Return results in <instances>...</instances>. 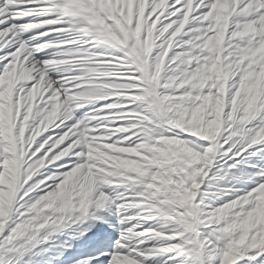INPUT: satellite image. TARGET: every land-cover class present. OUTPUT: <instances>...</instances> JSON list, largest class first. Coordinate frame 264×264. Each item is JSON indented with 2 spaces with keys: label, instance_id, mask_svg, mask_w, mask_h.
Wrapping results in <instances>:
<instances>
[{
  "label": "snow or ice",
  "instance_id": "obj_1",
  "mask_svg": "<svg viewBox=\"0 0 264 264\" xmlns=\"http://www.w3.org/2000/svg\"><path fill=\"white\" fill-rule=\"evenodd\" d=\"M126 2L0 0V75L17 62L28 73L13 101L34 87L45 101H63L57 110L41 103L23 131L15 192L0 224V264H264V0H227L226 9L222 0H132V27L141 8L147 24L155 22L139 33L156 45L141 57L131 51L137 37L117 46L87 23L95 18L115 31ZM218 28L225 62L236 66L222 106L212 81L188 78L214 58L203 44ZM92 55L105 62V74L84 100L71 95L85 94L76 77L97 65L77 58ZM245 75L258 83L254 98L242 86ZM46 108L51 120L37 129ZM181 111L183 125L175 126ZM46 130L52 134L38 140ZM86 138L140 166L113 172L90 158ZM90 166L104 171L85 192L49 200L66 177L78 186Z\"/></svg>",
  "mask_w": 264,
  "mask_h": 264
},
{
  "label": "rangeland",
  "instance_id": "obj_2",
  "mask_svg": "<svg viewBox=\"0 0 264 264\" xmlns=\"http://www.w3.org/2000/svg\"><path fill=\"white\" fill-rule=\"evenodd\" d=\"M145 0H142V3ZM127 12L124 11V6L122 5L117 12L118 19H114V24L116 30L113 31L112 27L110 28L111 35L120 42H124L129 38V36L139 37V33L144 29V23L147 21L143 18L142 8L136 14V23L135 27H132V0H127L126 2ZM124 13V14H123ZM119 14V15H118ZM123 14V17L122 15ZM155 22L152 25H148L146 28H154ZM223 41V33H219L214 39L207 37L205 39L203 46L207 47L210 51L215 53L214 58L205 65H202L201 68L188 76L189 79H195L200 85L212 81L215 86H217V96L216 103L218 106L223 105V90L227 80L230 78L231 71L235 65L230 66L225 61L227 57L222 55L223 49L221 44ZM148 35H146L142 41L144 47L148 48ZM155 43V41L153 40ZM134 47V46H133ZM168 47H171V41H169ZM156 45L154 44V50ZM259 51V50H257ZM166 54V53H165ZM254 55V54H253ZM248 58L247 56L242 57L241 59ZM78 61L81 64H95L97 67L88 68L85 73L81 76L76 77L84 81L81 85H76L75 87H82L85 89V94L81 95L79 93L72 92L71 95L74 97H79L80 99L89 100L90 97L87 95L88 92H95L99 89L94 86L91 82L101 78L105 73L100 71V67L104 65V61L97 60L95 55L92 56H81L78 57ZM163 64V58L160 61ZM117 66H111V72H114ZM110 74V73H109ZM23 76H18L16 82L25 78V72ZM4 75H0V80ZM158 77V72L152 74V80H156ZM243 88L246 93L250 94L252 98L255 96L256 86L250 85L247 82V75L242 77ZM15 82V83H16ZM181 83L183 81L181 80ZM43 87V85H42ZM107 87V86H105ZM13 87L11 84L2 83L0 81V155L7 153V157L4 161L5 171L0 172V224L3 222V218L6 216L8 207L13 198L16 180H17V162L23 158L24 154V144H23V131L29 125V121L36 118L35 109L39 107L41 103H44L46 106L51 103V108L54 110L59 109L63 105V101L59 100V97H49L47 101L44 100L43 93L41 88H33L29 90V93L26 95H16L15 101H13ZM110 95H123L124 92L115 88H110ZM145 95H149L147 90H145ZM67 98V96H66ZM103 103V102H101ZM86 109H81L80 111H85ZM41 119L40 122L36 125L37 129H41V126H47L52 117V111L46 109H41L39 113ZM185 112L181 111L178 114V119L170 121L175 124V126H182L184 120ZM22 116V118H21ZM19 120L20 133L19 136L13 135V129L17 126V121ZM35 131V130H34ZM38 135L39 132H36ZM51 131L46 130L45 133L41 134V137H38V140H42L46 135H51ZM89 139V156L92 159H95L100 164L106 166V168H111L113 172L118 171L121 168L125 167H139L138 161H125L121 156H109L108 152H103L100 150L101 146L99 144L94 145L95 138H86ZM165 142L174 144L178 149H181L179 142L174 141L172 138H163ZM17 143H19V148H17ZM36 144L34 143L33 147ZM109 151H118L111 146H107ZM46 150V149H45ZM45 150H42L45 151ZM39 155V154H38ZM45 166L43 163L36 165L35 168L28 170V177L35 174L40 167ZM94 166L89 167V171L85 174L84 180L77 186L72 184V178L66 177L65 180L61 182L63 187L60 185L57 186V190H54L55 196L50 197L49 200H54L56 196L63 194H68L69 196L76 195L79 196L87 190V188L96 182V175L98 171H104V169H97L93 171ZM110 175V173L105 172V176ZM26 177V178H28ZM42 177L37 175L36 179L39 180ZM264 196V194H262ZM48 206V205H45ZM91 207V206H90ZM53 264H61L59 261H54Z\"/></svg>",
  "mask_w": 264,
  "mask_h": 264
},
{
  "label": "bare ground",
  "instance_id": "obj_3",
  "mask_svg": "<svg viewBox=\"0 0 264 264\" xmlns=\"http://www.w3.org/2000/svg\"><path fill=\"white\" fill-rule=\"evenodd\" d=\"M221 7L223 8V9H226L227 8V0H222V4H221ZM117 12H119V10L117 11ZM124 14V13H123ZM123 14H121L122 15V17H123ZM119 15V14H118ZM226 18L225 17H219L218 18V20H217V24H218V26H220V28H222V25H223V22H224V20H225ZM101 23L104 25V23H103V21H101ZM105 26V28L109 31L110 30V28H111V26H108V25H104ZM0 27H3V26H0ZM147 27V23L145 22L144 23V28H146ZM261 27L262 28H264V24H262L261 25ZM222 31L221 30H219V28H218V30H217V32H216V35L214 36V37H210V39H214L217 35H219V33H221ZM153 40L154 39H152L149 35H148V42L146 43L147 44V46H148V48L149 49H151V47L154 45V42H153ZM127 41H128V39L127 40H125V43L127 44ZM221 46V45H220ZM77 60H79V59H77ZM25 72V77L28 75V73H27V71H26V69L24 68V66H23V64L22 63H20V62H17L16 64H14L13 66H12V68L10 69V70H7V74L6 75H4L2 78H1V82L2 83H8V84H11L12 85V87L14 88L15 87V82H16V79H17V77L19 76H23L22 74ZM35 88V87H34ZM13 94V93H12ZM175 125V124H174Z\"/></svg>",
  "mask_w": 264,
  "mask_h": 264
}]
</instances>
